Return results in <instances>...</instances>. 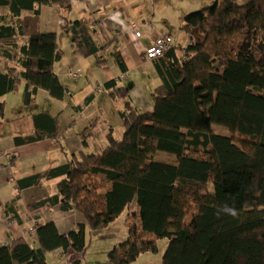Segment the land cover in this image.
<instances>
[{"label": "trees", "instance_id": "trees-1", "mask_svg": "<svg viewBox=\"0 0 264 264\" xmlns=\"http://www.w3.org/2000/svg\"><path fill=\"white\" fill-rule=\"evenodd\" d=\"M64 2L0 0V119L4 98L22 81L24 106L40 90L66 99L54 69L64 56L65 35L84 56H96L98 66L113 58L127 71L118 46L98 55L82 20L69 23L61 36L42 31L41 8ZM181 30L189 44H172L153 59L159 85L152 111L142 112L127 99L121 139L110 133L97 153L81 151L63 164L15 178L18 190L57 180L56 193L28 210L75 212L91 231L128 211V240L109 253L110 264L158 252L159 239L168 240L161 264H264V0H218L186 15ZM105 88L114 98L128 97L116 82ZM91 101L72 108L81 111ZM33 122L31 134L16 136L17 146L61 143L58 116L44 110L33 114ZM158 152L176 159L156 160ZM0 215L9 222L19 218L17 200L0 198ZM33 229V245L23 237L0 244V264H49L54 251L87 249L84 224L65 234L53 222Z\"/></svg>", "mask_w": 264, "mask_h": 264}, {"label": "crops", "instance_id": "crops-1", "mask_svg": "<svg viewBox=\"0 0 264 264\" xmlns=\"http://www.w3.org/2000/svg\"><path fill=\"white\" fill-rule=\"evenodd\" d=\"M64 1L60 6L41 8L42 31L61 36L69 23L82 20L91 29L99 46L98 55L107 56L118 46L127 71H122L113 58L98 66L96 56H84L73 47L70 36L65 35L61 39L64 56L54 69L66 88V99H52L46 91L40 90L36 101L29 107L24 106V81L16 93L4 98L5 114L0 119V198L4 202L17 200L19 218L9 222L0 215V244L22 237L27 239L26 234L39 223L53 222L60 233L65 234L86 222L80 214L64 213L58 208L44 207L30 212V204L56 193L58 181L44 182L41 186L20 191L15 178L63 164L81 151L97 153L108 145L110 133L121 139L120 112L127 99L142 112L152 111L151 95L159 85V78L153 60L147 59L145 52L157 35L170 36L169 30L173 32L181 27V23L179 26L174 23L173 0ZM136 31H140V37L135 35ZM69 72L78 74V77L71 78ZM109 82H116L117 87L126 90L128 97L110 96L105 88ZM87 97L92 101L85 109L76 111L72 108L82 104ZM44 110L59 117L58 139L61 143L46 139L17 146L16 136L31 134L35 128L33 114ZM59 146L65 147L64 153Z\"/></svg>", "mask_w": 264, "mask_h": 264}, {"label": "rangeland", "instance_id": "rangeland-1", "mask_svg": "<svg viewBox=\"0 0 264 264\" xmlns=\"http://www.w3.org/2000/svg\"><path fill=\"white\" fill-rule=\"evenodd\" d=\"M218 0H173L171 3L172 15H175L174 23L176 26H183L186 15L213 7ZM242 4L249 0H236ZM171 15V16H172ZM180 28H175L169 35L172 38V44L178 47H186L189 44V37ZM44 103V101H42ZM94 117H91L93 119ZM124 130V128H123ZM92 153V152H90ZM156 160L173 162L176 157L168 155L164 152H158ZM50 188V187H49ZM52 188V187H51ZM82 216V215H81ZM128 211L122 213L107 228L98 231H91L87 222L82 223L86 227L87 249L84 253H80L73 249L68 252L48 254L47 260L49 264H73L81 260L82 264H110L109 253L116 245L124 243L128 240L129 230L127 227ZM79 225V224H78ZM77 227V226H75ZM33 236H28V242L33 245ZM158 252L147 251L142 253L139 258L131 264H161L162 258L168 246L167 239L158 240Z\"/></svg>", "mask_w": 264, "mask_h": 264}, {"label": "built area", "instance_id": "built-area-1", "mask_svg": "<svg viewBox=\"0 0 264 264\" xmlns=\"http://www.w3.org/2000/svg\"><path fill=\"white\" fill-rule=\"evenodd\" d=\"M134 30H135V28H134ZM135 35L137 37H140L141 36L140 31H136ZM172 42L173 41H172L171 36L157 35L153 45L149 49H147V51L145 52L146 58L149 60H153V59L161 56L172 45ZM68 74L71 78H77L78 77V74L73 73V72H69ZM34 234H35V230L32 229L30 232H28L26 234V236L27 235L32 236Z\"/></svg>", "mask_w": 264, "mask_h": 264}]
</instances>
